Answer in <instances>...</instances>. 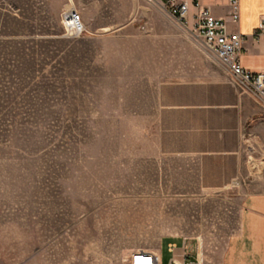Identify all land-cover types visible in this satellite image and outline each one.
Instances as JSON below:
<instances>
[{
	"label": "rangeland",
	"instance_id": "obj_1",
	"mask_svg": "<svg viewBox=\"0 0 264 264\" xmlns=\"http://www.w3.org/2000/svg\"><path fill=\"white\" fill-rule=\"evenodd\" d=\"M197 55L214 57L160 0H0V264H128L159 248L169 264L184 242L221 264L244 198L264 192V114L226 186L153 158L157 82Z\"/></svg>",
	"mask_w": 264,
	"mask_h": 264
},
{
	"label": "crops",
	"instance_id": "obj_2",
	"mask_svg": "<svg viewBox=\"0 0 264 264\" xmlns=\"http://www.w3.org/2000/svg\"><path fill=\"white\" fill-rule=\"evenodd\" d=\"M199 1L231 30L246 35L242 65L264 71V35L252 36L264 14V0H238V24L231 21L229 0ZM189 64L193 69L157 82L151 154L158 160L192 161L191 168L198 169L206 185L223 187L243 171L244 146L252 136L248 130L262 117L264 106L241 92L215 57L197 55ZM221 264H264V192L244 198L239 228L230 236Z\"/></svg>",
	"mask_w": 264,
	"mask_h": 264
},
{
	"label": "built area",
	"instance_id": "obj_3",
	"mask_svg": "<svg viewBox=\"0 0 264 264\" xmlns=\"http://www.w3.org/2000/svg\"><path fill=\"white\" fill-rule=\"evenodd\" d=\"M160 1L171 17L188 30L219 63L228 69L232 83L241 92L251 95L258 104L264 106V71L254 72L245 68L241 62L246 35L237 29L231 30L224 19L216 17L199 0ZM229 3L231 21L238 24L240 20L239 2L229 0ZM62 19L66 30L71 35H78L85 30L81 14L76 8L66 10ZM262 35H264V14L252 36L258 38ZM187 249L185 242L180 248L176 244H171L170 264H200L198 256L197 260L190 259L192 255ZM137 258L147 259L149 264H162L161 253L155 250L131 251L128 264H136Z\"/></svg>",
	"mask_w": 264,
	"mask_h": 264
},
{
	"label": "bare ground",
	"instance_id": "obj_4",
	"mask_svg": "<svg viewBox=\"0 0 264 264\" xmlns=\"http://www.w3.org/2000/svg\"><path fill=\"white\" fill-rule=\"evenodd\" d=\"M70 8H73V5L71 3V5L69 6ZM201 263V262H200ZM136 264H149V261L147 259H143V258H137L136 259ZM181 264V263H178Z\"/></svg>",
	"mask_w": 264,
	"mask_h": 264
}]
</instances>
